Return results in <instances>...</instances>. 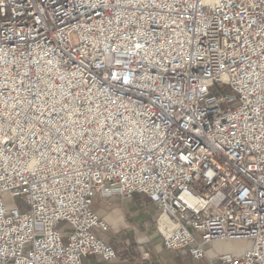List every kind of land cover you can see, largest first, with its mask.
Listing matches in <instances>:
<instances>
[{
    "label": "built area",
    "instance_id": "built-area-1",
    "mask_svg": "<svg viewBox=\"0 0 264 264\" xmlns=\"http://www.w3.org/2000/svg\"><path fill=\"white\" fill-rule=\"evenodd\" d=\"M113 190L167 250L264 264V0H0V264L116 259Z\"/></svg>",
    "mask_w": 264,
    "mask_h": 264
},
{
    "label": "crops",
    "instance_id": "crops-1",
    "mask_svg": "<svg viewBox=\"0 0 264 264\" xmlns=\"http://www.w3.org/2000/svg\"><path fill=\"white\" fill-rule=\"evenodd\" d=\"M91 208L108 225L104 232L95 230L96 236L115 248L117 258L106 262L90 255L83 258V264H223L219 255H239L247 249L243 248L244 240L214 241L203 245L206 255L200 259L193 258L187 250L165 249L155 224L158 209L142 194L124 199L115 190L107 197L96 194ZM68 233L63 235L64 240Z\"/></svg>",
    "mask_w": 264,
    "mask_h": 264
},
{
    "label": "rangeland",
    "instance_id": "rangeland-1",
    "mask_svg": "<svg viewBox=\"0 0 264 264\" xmlns=\"http://www.w3.org/2000/svg\"><path fill=\"white\" fill-rule=\"evenodd\" d=\"M72 39L74 41H76V37L75 36H73ZM2 198H3L4 202L7 205H14V204H19L20 203V197H12L8 192L4 193L2 195ZM58 229H59V231H60V233L62 235H65V234H67L69 232V226L66 223H64V222H62V225L58 226ZM244 241H245V244H244L243 248H248V247L251 246V241L250 240H244Z\"/></svg>",
    "mask_w": 264,
    "mask_h": 264
}]
</instances>
